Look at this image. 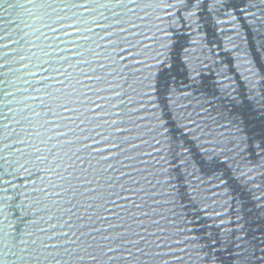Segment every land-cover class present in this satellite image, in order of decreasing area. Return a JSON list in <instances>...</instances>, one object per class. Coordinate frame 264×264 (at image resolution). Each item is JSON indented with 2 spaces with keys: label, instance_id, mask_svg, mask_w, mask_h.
Listing matches in <instances>:
<instances>
[{
  "label": "water",
  "instance_id": "obj_1",
  "mask_svg": "<svg viewBox=\"0 0 264 264\" xmlns=\"http://www.w3.org/2000/svg\"><path fill=\"white\" fill-rule=\"evenodd\" d=\"M0 264H264V0H0Z\"/></svg>",
  "mask_w": 264,
  "mask_h": 264
}]
</instances>
